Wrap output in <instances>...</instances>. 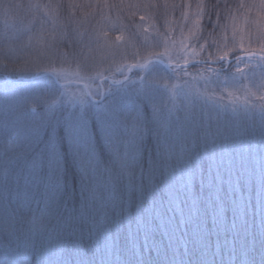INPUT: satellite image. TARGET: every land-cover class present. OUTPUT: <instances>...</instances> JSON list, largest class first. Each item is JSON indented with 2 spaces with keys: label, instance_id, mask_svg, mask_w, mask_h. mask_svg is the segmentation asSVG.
<instances>
[{
  "label": "snow or ice",
  "instance_id": "6c2138e0",
  "mask_svg": "<svg viewBox=\"0 0 264 264\" xmlns=\"http://www.w3.org/2000/svg\"><path fill=\"white\" fill-rule=\"evenodd\" d=\"M29 7L39 10L40 5ZM37 22L42 25L46 20L41 17L37 21L34 17L33 27ZM241 50L249 62L257 55L254 51ZM260 52L264 53V45ZM260 60L264 65V55ZM236 61L237 65L243 62L239 56ZM147 63L146 60L144 64L127 67L143 68ZM180 70L177 64V73ZM117 71L123 74V66ZM112 84L120 81L112 79L107 89L101 83L91 93L92 99L86 100L82 94L78 98L79 111L65 108L51 114L47 109L29 111L22 103L25 98L36 96L34 89L20 88L5 94L9 108L18 112L26 123L23 152L17 158L15 176L22 196L20 207L33 211V229L47 231L48 246L54 247L58 241L71 240L77 235L86 243L85 229L91 232L108 227L117 208L126 221L134 220L151 237L160 234L170 245L182 243L186 252L179 259L174 255V264H192L190 258L197 251L200 264H204L203 258L211 250L213 239L217 247L221 240L224 245L233 244L253 216L258 218V223L248 247L254 250L257 243L264 245V108L258 119H234L207 112L187 99L191 93L182 92L187 101L182 108L183 116L173 119L165 104L159 117L154 118L146 112L158 101L154 92L130 97L113 90ZM38 98L42 100L43 96ZM76 103L73 100V105ZM92 115L101 121H112L123 130L117 139L110 129H105L107 145L119 161L118 168L103 170L106 176L91 144L85 151L82 143L86 120ZM129 119L134 122L133 133L124 139ZM241 136L255 142L249 155L240 150ZM146 141L151 144L150 149H145ZM74 163L79 167L75 175ZM77 191L79 207L74 201ZM46 217L55 221L52 228L45 223ZM243 233L247 236L249 230L244 229ZM189 244L193 246L190 251ZM11 264H20V260Z\"/></svg>",
  "mask_w": 264,
  "mask_h": 264
},
{
  "label": "trees",
  "instance_id": "16d2710c",
  "mask_svg": "<svg viewBox=\"0 0 264 264\" xmlns=\"http://www.w3.org/2000/svg\"><path fill=\"white\" fill-rule=\"evenodd\" d=\"M8 4H21L24 7L6 9ZM29 5H40V8L37 10ZM34 17L37 21L43 17L46 23L54 27L52 47L55 57L71 70L76 67L84 69L83 66L90 59L87 55L89 48L99 38L97 34L112 26L124 38L141 46L139 51L144 55L150 50L142 47L149 28L158 39V45L154 44L156 50H159V54L165 51L164 57L158 56L161 59L181 62L185 51L193 49L195 55L190 61H199L180 70L190 72L188 87L184 85L177 89L182 106L187 102L183 92L191 93L187 99L193 100L207 112H218L234 119H258L264 108V99H261L264 97V76L249 81L245 75H239L241 83L235 89L224 87L220 81L221 77L232 75L236 57L244 53L241 49L264 55L260 52L261 45H264V0H0V50L21 39L26 33V26H33ZM221 57L233 60L230 64L218 63ZM252 59L257 64L248 67V74L254 69H258L260 74L264 72L260 56ZM6 62L15 65H11L12 70H0V264H11L17 259L20 264H174L175 257H183L186 248L182 243L170 245L160 234L151 237L134 220L126 221L118 208L113 211L108 227L91 232L85 229L86 243L81 242L77 235L49 247L47 231H34L31 222L33 211L20 207L22 196L15 181L17 158L23 152L24 139L15 148H8L10 138L20 136L21 132L25 137L26 123L18 112L9 108L5 94L14 92L17 86L30 90L35 88L33 81L12 72L20 67L19 60L8 59ZM141 72L133 71L119 87L133 92L135 97L142 95L143 91L134 81V77ZM5 77L12 81H7ZM106 77L120 80L124 75L118 79L112 75ZM46 78L52 79L55 87L63 92L52 93L48 87L41 88L40 95H46L45 104H40L36 111L47 109L50 114L65 108L73 111L75 106H80L78 98L82 94L86 100L91 99L76 77L75 80L65 79V82H69L67 85L59 84L64 81L54 74ZM103 85L107 89L109 83L104 82ZM66 94H70L67 100ZM73 100L77 101L75 105ZM26 102L27 98L22 100V103ZM146 112L154 118L160 114L151 106ZM171 117L175 119V116ZM89 121L95 158L101 171L118 168L119 161L114 158L106 138L97 130L95 115L90 116ZM60 133L63 134L62 129ZM41 136L46 138L44 133ZM254 145L255 142L250 143L247 137L241 136L240 150L245 155L253 152ZM83 147L87 151L85 143ZM144 147L150 149L151 144L146 141ZM78 171V164L74 163L73 174ZM103 175L106 176L107 172H103ZM74 201L79 207L78 191L74 194ZM71 206L70 203L69 208ZM32 207L36 208L35 205ZM36 214L39 215V212ZM45 223L52 228L55 221H49L46 217ZM257 223L255 216L249 218L244 226L249 234L245 236L242 229L233 244L224 245L221 240L217 247L213 239L211 250L203 258L204 264H264V245L257 243L254 250L248 247ZM228 239L232 240V237ZM192 247L188 245L189 251ZM190 260L192 264H200L199 252L192 255Z\"/></svg>",
  "mask_w": 264,
  "mask_h": 264
},
{
  "label": "rangeland",
  "instance_id": "374dc122",
  "mask_svg": "<svg viewBox=\"0 0 264 264\" xmlns=\"http://www.w3.org/2000/svg\"><path fill=\"white\" fill-rule=\"evenodd\" d=\"M148 29V33L146 34V38L144 39V46L146 49H150L145 52L144 55L140 54L139 49L141 46L138 44H133L130 40H127L120 34L118 29L114 26L107 28L103 31H100L97 35L99 38L97 42L90 46V52L88 58H90L85 66H83V70L78 69L77 67L71 70L70 68H66L63 63H60L55 57L56 53L53 50V34L54 27L48 23L40 24L37 26H26V33L24 36L20 37L21 39L16 40L15 42H11L4 47L5 49L0 50V70L11 69L15 64L7 63L6 60H19L20 67L12 71L14 74L19 75L20 77H31L38 75V69L40 73H43V69L47 68V73L54 74L60 77L61 80L69 79L75 80V77L78 81L84 85H86L88 92L93 93L96 91L98 86V81L104 78L105 76L112 75L113 78H119L125 74L126 69L132 63L135 64H143L146 60L152 58V56L157 55L160 57L165 56V51L159 54V50H156V36H154V31ZM158 45V44H157ZM194 50H186L184 56L182 58V63H185V59L187 62L190 61L194 57ZM165 61L171 62V59H163ZM240 64L237 65V61L233 66L234 70H231L233 73L230 76L221 77V84L228 89H235L240 85L239 75H245V78L249 81L254 80L255 77L260 78L261 74L258 69H254L248 74V67L255 66V61L251 58L249 62L248 57H242ZM176 63V62H175ZM230 64V63H228ZM257 64V63H256ZM12 65V66H11ZM123 66V74L120 71H117L118 68ZM185 69L186 67H182ZM180 68L181 70H183ZM237 68L240 71H237ZM55 69V71H52ZM140 75H136L134 77V81L137 85L140 86V90L143 93L151 91L154 92L158 101L156 104L152 105V109L158 114L160 110L166 104L167 110L170 111L171 116H181L184 115L182 111V104L180 99L178 98L177 89L183 88L184 85H187L190 72L188 71H179L176 74L173 72H177V69H166L164 66L160 64H150L145 69L141 70ZM187 73V75H185ZM41 77L33 81L34 88L36 91L37 98L27 97V101L25 105L29 109L36 110L40 104H45V96L43 99H39L40 97V89L48 87L52 93H62L63 90L55 87V83L50 78ZM65 82V81H64ZM24 86H17V89L23 88ZM113 90H119L127 93L130 97H135L134 93L129 91L128 89L121 88L119 86L114 87ZM70 91V90H66ZM70 94H66L65 100L69 98ZM53 97V96H51ZM26 99V98H25ZM80 106H75L73 111H79ZM179 112V113H178ZM97 122V130L101 136L105 137V129H110L112 136L114 138L119 139L122 135L123 130L117 126L112 121H101L96 116ZM133 121L131 119L128 120V131L124 136V139H128L133 132ZM24 139V132L16 135L8 141V148H15L20 144V141ZM82 143H85V147L88 149L89 143L93 148V131L90 127L89 118L86 120V128L84 134L82 136ZM112 149V148H111ZM112 154L115 158V155ZM123 150L121 149V152ZM116 159V158H115Z\"/></svg>",
  "mask_w": 264,
  "mask_h": 264
},
{
  "label": "water",
  "instance_id": "95a60500",
  "mask_svg": "<svg viewBox=\"0 0 264 264\" xmlns=\"http://www.w3.org/2000/svg\"><path fill=\"white\" fill-rule=\"evenodd\" d=\"M256 56H258V54H257ZM240 57H247V56H245L244 54H242ZM223 60H228V59L224 58ZM223 60L220 59V61H223ZM229 61H230V60H229ZM152 62H158V63L163 64V65H165V66H169V67L173 66V67H176V68H177V65H175V64L165 63V62L160 61V60H158V59L149 60L146 66H148V65H149L150 63H152ZM131 65H136V64H131ZM187 65H189V64H182V65H179V67L187 66ZM146 66H145V67H146ZM145 67L141 68V67L133 66V67H131L130 70H129V69L126 70L125 77L128 78V76L130 75V73H131L133 70H140V69H144ZM37 77H39V76L32 77L31 79H35V78H37ZM125 77L120 81V84H122V83L126 80ZM105 80L111 82V81L108 80V79H105ZM101 82H102V81H100L99 83H101ZM120 84H113V85H120ZM87 95H89L88 92H87Z\"/></svg>",
  "mask_w": 264,
  "mask_h": 264
}]
</instances>
